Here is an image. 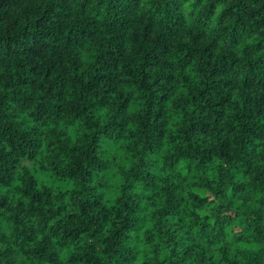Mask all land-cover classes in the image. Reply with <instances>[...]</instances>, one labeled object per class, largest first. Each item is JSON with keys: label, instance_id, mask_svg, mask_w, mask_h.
<instances>
[{"label": "trees", "instance_id": "trees-1", "mask_svg": "<svg viewBox=\"0 0 264 264\" xmlns=\"http://www.w3.org/2000/svg\"><path fill=\"white\" fill-rule=\"evenodd\" d=\"M0 264H264V0H0Z\"/></svg>", "mask_w": 264, "mask_h": 264}]
</instances>
